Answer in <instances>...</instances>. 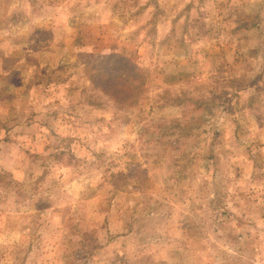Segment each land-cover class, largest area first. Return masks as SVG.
<instances>
[{"label":"rangeland","instance_id":"obj_1","mask_svg":"<svg viewBox=\"0 0 264 264\" xmlns=\"http://www.w3.org/2000/svg\"><path fill=\"white\" fill-rule=\"evenodd\" d=\"M0 264H264V0H0Z\"/></svg>","mask_w":264,"mask_h":264}]
</instances>
